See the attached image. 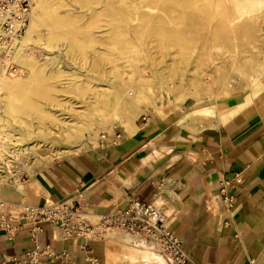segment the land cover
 <instances>
[{
	"label": "rangeland",
	"instance_id": "rangeland-1",
	"mask_svg": "<svg viewBox=\"0 0 264 264\" xmlns=\"http://www.w3.org/2000/svg\"><path fill=\"white\" fill-rule=\"evenodd\" d=\"M252 1L30 0V12L39 16L16 67L9 68L13 75L22 70L27 80L9 90V100L0 99V154L18 147L17 163L29 176L96 146L100 135L133 132L146 116L186 112L194 104L191 115L217 98L255 96L263 86L253 88L264 75V6L241 16L239 27L249 31L234 36L227 26L239 15L235 8ZM218 26L226 33L219 44ZM204 116L197 127L219 121ZM45 148L55 154L42 161ZM7 202L23 200L16 192Z\"/></svg>",
	"mask_w": 264,
	"mask_h": 264
},
{
	"label": "crops",
	"instance_id": "crops-1",
	"mask_svg": "<svg viewBox=\"0 0 264 264\" xmlns=\"http://www.w3.org/2000/svg\"><path fill=\"white\" fill-rule=\"evenodd\" d=\"M262 84L255 96L221 97L201 111L195 108L191 115L194 104L186 112L146 116L133 132H119L113 145L82 149L37 169L23 183L0 185L4 187L0 198L8 201L18 192L23 203L60 204L73 201L80 192L85 199L81 213L94 221L125 208L131 196L151 201L159 193L173 210L169 229L181 238L193 262L264 264V75L253 88ZM208 114L219 121L210 119L197 127ZM237 174L239 183L233 180ZM222 190L233 197L230 208L223 202ZM37 242L55 252L67 251L73 264H90L87 256L96 264H134L129 249L155 254L140 238L122 234L99 242L62 240L60 231L48 224ZM32 248L28 227L17 229L11 240L0 229V259L21 260ZM137 260L142 264L141 258Z\"/></svg>",
	"mask_w": 264,
	"mask_h": 264
},
{
	"label": "built area",
	"instance_id": "built-area-1",
	"mask_svg": "<svg viewBox=\"0 0 264 264\" xmlns=\"http://www.w3.org/2000/svg\"><path fill=\"white\" fill-rule=\"evenodd\" d=\"M30 6V0H0V74L11 67L12 61L6 51L25 33ZM119 139V133L100 135L97 147L113 145ZM17 155H20V150L16 146L10 145L1 151L0 185L26 181L28 174L20 169ZM233 180L239 183V174ZM221 193L224 195L223 202L230 208L233 197L226 196L224 190ZM84 200L80 192L73 201L60 204L50 200H45L42 205L14 204L0 198V229L11 240L17 229L28 227L33 242V248L24 254L23 259H0V264H45L46 261L73 264L72 256L67 251L55 252L50 246L38 245L37 236L46 224L58 229L62 240L99 242L111 234L128 235L146 242L164 264H200L187 256L181 238L169 229L173 210H168L161 194H155L151 201H141L131 196L125 208L101 214L94 221H89L81 213ZM85 261L97 263L91 256H87Z\"/></svg>",
	"mask_w": 264,
	"mask_h": 264
},
{
	"label": "bare ground",
	"instance_id": "bare-ground-1",
	"mask_svg": "<svg viewBox=\"0 0 264 264\" xmlns=\"http://www.w3.org/2000/svg\"><path fill=\"white\" fill-rule=\"evenodd\" d=\"M227 3V2H226ZM264 6V0H253L251 2V4H249V6H238L235 8L234 12H236L235 14H237L238 16L237 17H233L231 18L230 17V21H228V27L231 29V32L234 34V36H236V32L238 30H245V31H249L250 30V26H247V25H244V26H241L239 27V22L241 20V16H244V14H248L250 12H255L256 10H258L259 8L263 7ZM147 9V8H146ZM230 9V8H229ZM233 9V8H231ZM261 10V9H260ZM214 11V10H213ZM212 11V12H213ZM229 11V10H228ZM227 11V12H228ZM31 12H32V9H31ZM30 12V16L31 19L29 18V22H30V27H29V31L28 29H26L25 31V35L16 43H14L10 49H8L6 51V55L12 60V62L15 64V60L19 58V56L22 54V51H23V48L25 46L28 45V42H29V34L30 32H32L35 28V21H36V18L39 16L38 13H36V11L33 10V12L31 13ZM216 12V11H215ZM214 12V13H215ZM218 12V11H217ZM232 13V11H230ZM233 14V13H232ZM249 15V14H248ZM247 15V16H248ZM235 16V15H234ZM259 19V18H258ZM229 20V19H228ZM251 20V19H250ZM249 20V21H250ZM259 21V20H258ZM29 25V24H28ZM222 27V26H221ZM220 26H218V28H214V41L215 43H221L222 42V39L224 36H226V33L225 32H222V29L225 28L222 27L221 28ZM28 28V27H27ZM203 29H206V31H209L210 28L209 27H203ZM224 30V29H223ZM232 34V35H233ZM229 35V34H228ZM28 54V53H27ZM139 59V58H138ZM15 67H16V64H15ZM11 70L10 69H7L5 72H2L0 74V77L2 75V79L0 81V99H3V100H9L11 98V95H10V92L9 90L12 89V88H17V89H21L24 85V77H23V71L22 70H19L17 71V73L15 75H13L12 73H10ZM14 71V70H13ZM19 72V73H18ZM258 74V73H257ZM261 74V73H260ZM33 75V74H32ZM31 75V78L33 77ZM26 76V75H25ZM27 78V77H26ZM30 78V76H29ZM262 78V74L260 75V77H258L257 79H253L254 80V86H256L260 80ZM251 79V78H250ZM27 80V79H25ZM252 80V81H253ZM28 82V81H27ZM110 88H113L114 89V92L112 93H120V90L121 88L118 87V86H112ZM109 88V89H110ZM109 90L108 88H105V90ZM24 92V91H23ZM15 93V92H14ZM16 97V96H15ZM218 99V98H217ZM20 100V99H19ZM217 101V100H216ZM133 107V106H132ZM1 126V125H0ZM12 126V125H11ZM1 137V135H0ZM8 139V138H7ZM6 139V140H7ZM38 153V152H37ZM39 154L40 155V158L42 161H47L49 160L50 158H52V156H54L55 152L53 150H51L50 148H45V149H42L39 151ZM20 169L23 170L20 166ZM16 204V203H15ZM17 204H22V203H17ZM128 253L130 254V256L132 258L135 259L134 261V264H140L138 263V260L137 258H141L142 259V264H164L163 260L160 258V257H157L154 253H152L151 251L149 250H146V251H143V252H138L137 249L136 251L133 250V249H129L128 250ZM137 261V262H136ZM144 262V263H143Z\"/></svg>",
	"mask_w": 264,
	"mask_h": 264
}]
</instances>
